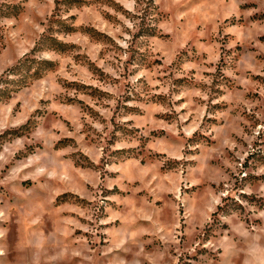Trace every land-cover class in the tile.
I'll use <instances>...</instances> for the list:
<instances>
[{"label": "rangeland", "instance_id": "rangeland-1", "mask_svg": "<svg viewBox=\"0 0 264 264\" xmlns=\"http://www.w3.org/2000/svg\"><path fill=\"white\" fill-rule=\"evenodd\" d=\"M2 4L0 264H264V0Z\"/></svg>", "mask_w": 264, "mask_h": 264}, {"label": "trees", "instance_id": "trees-1", "mask_svg": "<svg viewBox=\"0 0 264 264\" xmlns=\"http://www.w3.org/2000/svg\"><path fill=\"white\" fill-rule=\"evenodd\" d=\"M4 5L5 4L0 5V18L2 16H10V15H15L18 13L19 9H17L18 8L17 4H13L11 6L6 5L7 8L4 7ZM21 66H22V64L17 66L16 70L19 69Z\"/></svg>", "mask_w": 264, "mask_h": 264}]
</instances>
